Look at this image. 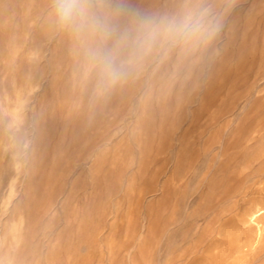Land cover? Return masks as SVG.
I'll list each match as a JSON object with an SVG mask.
<instances>
[{
  "label": "rangeland",
  "instance_id": "1",
  "mask_svg": "<svg viewBox=\"0 0 264 264\" xmlns=\"http://www.w3.org/2000/svg\"><path fill=\"white\" fill-rule=\"evenodd\" d=\"M52 3L0 0V264H264V0H96L203 23L103 96Z\"/></svg>",
  "mask_w": 264,
  "mask_h": 264
},
{
  "label": "clouds",
  "instance_id": "2",
  "mask_svg": "<svg viewBox=\"0 0 264 264\" xmlns=\"http://www.w3.org/2000/svg\"><path fill=\"white\" fill-rule=\"evenodd\" d=\"M125 9H102L96 0H53L55 27L67 33L80 57L84 81L95 79L94 91L103 96L138 68L155 49L198 41L203 32L201 18L194 12L177 15H134L121 26L116 17Z\"/></svg>",
  "mask_w": 264,
  "mask_h": 264
},
{
  "label": "bare ground",
  "instance_id": "3",
  "mask_svg": "<svg viewBox=\"0 0 264 264\" xmlns=\"http://www.w3.org/2000/svg\"><path fill=\"white\" fill-rule=\"evenodd\" d=\"M38 86H40L39 82L31 83L30 89L38 88ZM23 99L24 98L22 91L17 90L15 93V97L7 102V110L11 112L14 116H17L18 108ZM254 137L255 136L252 135L249 137V139H253ZM247 216L249 223L256 231V236L259 237L264 230V207L259 203H255L253 208L248 212ZM23 224L24 220L21 219L17 226L20 233L23 231Z\"/></svg>",
  "mask_w": 264,
  "mask_h": 264
}]
</instances>
